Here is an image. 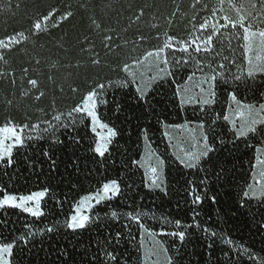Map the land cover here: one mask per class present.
I'll return each mask as SVG.
<instances>
[{
    "label": "snow or ice",
    "instance_id": "1",
    "mask_svg": "<svg viewBox=\"0 0 264 264\" xmlns=\"http://www.w3.org/2000/svg\"><path fill=\"white\" fill-rule=\"evenodd\" d=\"M198 51L204 54H165L116 82L122 88L134 86L137 102L142 105L135 116L137 141L142 139L145 148L139 159H133L128 145L131 133L125 139L126 129L98 111L109 103L108 88L115 87L111 84L100 85L86 94L81 104L55 114L51 120L31 127L0 125V213L8 217V210H18L36 221L41 217L48 221L13 225L10 239L0 237V264H25L27 254L39 251L46 257L55 253L51 264H192L189 244L197 232L201 234L198 238L207 241L203 264H244V257L252 264H264V256H257L251 243L245 246L226 235L243 227L229 221L245 213L250 218L257 215L251 201L257 202L259 214L264 216V210H260L264 208V88L253 100L240 98L241 93L255 90L257 74L264 73V56L257 61L245 59L246 69L232 59L233 70L221 63L224 60L208 55L206 49ZM182 69H190V74L184 81L173 79L172 96L166 105L158 106L154 103L156 97L149 96L153 86L163 88ZM225 91L227 96L221 100ZM189 108L195 119L188 118ZM62 133L71 142L65 145L72 149L70 163L61 160L55 151L64 145ZM150 133H159L166 148H152ZM41 140L49 142L42 150L47 170L38 159L41 152L35 150ZM121 142L128 146L123 147ZM251 148L255 149V159L248 174L244 157L249 155L246 149ZM117 155L124 157L125 167H116ZM61 164L64 172L59 171ZM166 169H174L179 175L170 179ZM140 170L142 179L137 185L133 177ZM113 172L115 176L109 175ZM21 181L26 185L22 191L17 188ZM93 183L95 188L88 190ZM139 186L165 197L183 191L186 198L177 200L176 212H158L130 195V190ZM221 194L234 200V206ZM206 199L221 205L214 210L219 224L213 221L209 226L204 220L208 215ZM52 203L59 211L51 207ZM65 203L67 212L63 209ZM121 203L126 210H119ZM180 216L187 219L177 218ZM250 223L264 230L259 221L250 219ZM8 224L7 219H0L5 229ZM86 233L89 242L77 243ZM53 237H75L69 240L75 251L53 245L49 252L44 245ZM260 242L264 244V235Z\"/></svg>",
    "mask_w": 264,
    "mask_h": 264
},
{
    "label": "trees",
    "instance_id": "2",
    "mask_svg": "<svg viewBox=\"0 0 264 264\" xmlns=\"http://www.w3.org/2000/svg\"><path fill=\"white\" fill-rule=\"evenodd\" d=\"M256 29H264L263 0H0V125L15 123L31 127L32 124L51 120L55 114L65 113L81 104L90 91L102 84H111L115 87L108 88L109 103L98 111L112 117L126 129L125 139L131 133L132 139L128 145L131 146L133 159H139L145 148L142 139L137 141L139 129L135 116L142 111V105L137 102L134 86L122 88L116 82L126 79L129 68L141 63L153 52L182 57L185 54L203 55V51L198 50L206 49L208 55L214 54L233 70L235 65L231 64L232 59L246 69L247 31ZM190 71L180 70L179 76L170 78L163 88L154 85V91L149 93V96L156 97L154 103L166 105L175 89L173 79L184 81ZM256 81L255 90L241 93V99L246 96L253 100L260 94V89L264 88V74L257 75ZM226 96L227 91L221 95V100ZM117 107L120 108L119 112H116ZM187 116L195 119L191 108L187 110ZM60 138L64 145L55 149L56 154L70 163L72 149L65 145L71 142L66 134L62 133ZM121 143L123 147L128 146ZM150 143L152 148H166V141L159 133H150ZM48 144V141L41 140L35 145V150L41 152L38 159L45 170L48 164L42 150ZM246 151L249 155L244 157V171L250 174L255 149ZM116 161V167H125L123 156L117 155ZM64 170L65 166L61 164L59 171ZM68 171H72L71 167ZM142 172L136 171L133 177L137 185H140ZM169 172L170 179L179 175L174 169H166V174ZM24 175L27 176V172ZM109 175L115 176L116 173ZM121 175H124L123 171ZM97 179L102 180L103 177L98 176ZM95 186L93 183L88 190ZM24 187L23 181L17 185L21 191ZM130 195L146 208L158 212L163 209L169 213L176 212L178 199L183 201L186 198L183 191L165 197L162 193L151 194L142 186L130 190ZM221 195L223 200L234 206V200ZM250 203L257 215L250 218L245 213L243 217L229 221L243 227L238 232L226 235L245 246L251 243L256 255L264 256V251H261L264 244L260 242L264 230L250 223V219H254L264 224V216L259 214L256 201ZM205 204L208 215L204 220L209 226L213 221L219 224L214 211L221 206L219 202L214 205L210 199H206ZM51 207L59 211L54 203ZM63 209L65 212L69 210L67 203ZM119 210H126V205L121 203ZM8 212V217L0 213V219L9 221L8 229L0 225V237L3 238L10 239L11 227H19L24 221H34L37 225L48 222L43 217L36 221L18 210ZM177 218L187 219L182 216ZM153 227L158 229L159 226ZM200 235L197 232L189 244L192 264H203L205 260L207 241L198 238ZM74 239L53 237L44 247L49 252H52L53 245L56 248L68 246L70 251H75L69 245V240ZM76 242L87 244L88 234ZM215 255L213 252V257ZM55 259V253L46 257L45 252L39 251L27 254L25 264L29 260L34 264H45L47 260L51 264ZM244 264L252 262L244 257Z\"/></svg>",
    "mask_w": 264,
    "mask_h": 264
},
{
    "label": "rangeland",
    "instance_id": "3",
    "mask_svg": "<svg viewBox=\"0 0 264 264\" xmlns=\"http://www.w3.org/2000/svg\"><path fill=\"white\" fill-rule=\"evenodd\" d=\"M247 53H248V59H251L253 61H257L262 56H264V29L247 31ZM164 55L165 54L163 52H153L149 54L147 57H145V59L141 63L131 66L129 68V71L134 70L137 67L143 66L145 63H150L155 59H157L158 57Z\"/></svg>",
    "mask_w": 264,
    "mask_h": 264
}]
</instances>
